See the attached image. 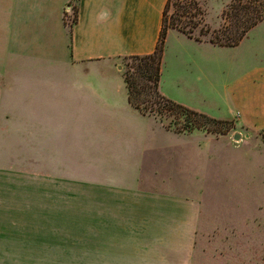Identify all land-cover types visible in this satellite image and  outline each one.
<instances>
[{
  "label": "crops",
  "instance_id": "crops-1",
  "mask_svg": "<svg viewBox=\"0 0 264 264\" xmlns=\"http://www.w3.org/2000/svg\"><path fill=\"white\" fill-rule=\"evenodd\" d=\"M73 1L0 0V264H192L197 174L177 183V163L209 135L135 107L118 63L156 49L168 0H77L70 26ZM240 43L241 59L221 61L236 113L221 103L213 117L259 130L264 19ZM225 46L168 28L164 58L188 54L193 73L173 84L212 97L214 47ZM6 250L24 255L7 262Z\"/></svg>",
  "mask_w": 264,
  "mask_h": 264
},
{
  "label": "rangeland",
  "instance_id": "rangeland-1",
  "mask_svg": "<svg viewBox=\"0 0 264 264\" xmlns=\"http://www.w3.org/2000/svg\"><path fill=\"white\" fill-rule=\"evenodd\" d=\"M230 1L170 0L166 25L168 28L184 25L192 29L194 36L208 39L211 33H204L206 28L215 30L222 26V11ZM73 3L77 5V0ZM74 16L75 11L67 17V22L72 23ZM194 25L197 26L192 27ZM242 47L241 43L214 47V67L212 71L209 70L213 79V96L209 95L205 101L198 93L177 88L173 84L177 74L191 76L193 73L188 54L178 58L171 48L164 58L161 92L192 108L201 106L203 109L200 111L212 116L226 114L221 106V103H225L229 105V113L235 115L238 106L225 88L227 74L224 73L221 61H238L241 59ZM197 58L201 61L199 55ZM118 63L124 73L133 65V59L129 56L121 57ZM237 75L231 71L230 80ZM222 120V124L207 121L199 128L209 135V139L203 137L202 133L193 136V146L204 142L205 152L199 150L197 154L194 151L193 161L189 159L183 170V157L177 163V167H181L177 171V183L186 178L191 180L192 176L195 181L197 174L199 225L192 264H264V128L250 129L234 119ZM217 126H222L225 132L212 131ZM235 133H240V138L235 139ZM52 252L55 257L61 256V251ZM23 255V251H5L7 262L13 263L15 257Z\"/></svg>",
  "mask_w": 264,
  "mask_h": 264
},
{
  "label": "trees",
  "instance_id": "trees-1",
  "mask_svg": "<svg viewBox=\"0 0 264 264\" xmlns=\"http://www.w3.org/2000/svg\"><path fill=\"white\" fill-rule=\"evenodd\" d=\"M169 3L170 0L167 1L164 9L163 25L156 49L146 54L129 55L133 59V65L130 69L124 71L129 99L142 112L159 117L168 129L177 132H189L199 129L211 120L222 124V119H217L179 102L160 90L164 46L168 28L166 25V12ZM74 11L75 16L73 22L69 23L70 26L77 20V5H74ZM222 17L224 21L219 29L211 30L210 27H207L204 33H211L208 39L215 44L237 45L253 26L264 19V0H231L223 9ZM178 28L189 36H194L191 28L188 29L184 25L178 26ZM201 32L203 33V28ZM194 37L199 40L203 39L200 36ZM167 119L170 120L166 121ZM212 131L225 132L222 126H217Z\"/></svg>",
  "mask_w": 264,
  "mask_h": 264
},
{
  "label": "water",
  "instance_id": "water-1",
  "mask_svg": "<svg viewBox=\"0 0 264 264\" xmlns=\"http://www.w3.org/2000/svg\"><path fill=\"white\" fill-rule=\"evenodd\" d=\"M234 138H235V139L240 138V133H235V134H234Z\"/></svg>",
  "mask_w": 264,
  "mask_h": 264
},
{
  "label": "built area",
  "instance_id": "built-area-1",
  "mask_svg": "<svg viewBox=\"0 0 264 264\" xmlns=\"http://www.w3.org/2000/svg\"><path fill=\"white\" fill-rule=\"evenodd\" d=\"M65 9L67 10V12H69L71 10V5H67Z\"/></svg>",
  "mask_w": 264,
  "mask_h": 264
}]
</instances>
